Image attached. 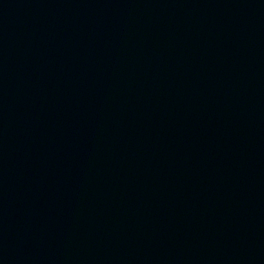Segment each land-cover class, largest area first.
Returning <instances> with one entry per match:
<instances>
[{
	"label": "water",
	"instance_id": "95a60500",
	"mask_svg": "<svg viewBox=\"0 0 264 264\" xmlns=\"http://www.w3.org/2000/svg\"><path fill=\"white\" fill-rule=\"evenodd\" d=\"M0 264H264V0H0Z\"/></svg>",
	"mask_w": 264,
	"mask_h": 264
}]
</instances>
